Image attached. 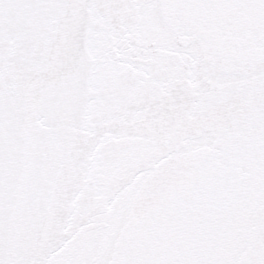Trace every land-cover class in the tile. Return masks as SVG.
Masks as SVG:
<instances>
[{
	"label": "snow or ice",
	"instance_id": "1",
	"mask_svg": "<svg viewBox=\"0 0 264 264\" xmlns=\"http://www.w3.org/2000/svg\"><path fill=\"white\" fill-rule=\"evenodd\" d=\"M0 264H264V0H0Z\"/></svg>",
	"mask_w": 264,
	"mask_h": 264
}]
</instances>
